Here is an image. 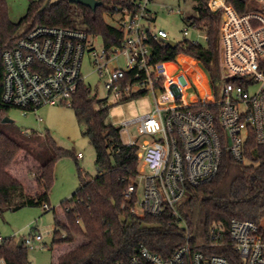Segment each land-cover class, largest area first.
<instances>
[{
	"label": "built area",
	"instance_id": "obj_1",
	"mask_svg": "<svg viewBox=\"0 0 264 264\" xmlns=\"http://www.w3.org/2000/svg\"><path fill=\"white\" fill-rule=\"evenodd\" d=\"M153 2L108 0L105 14L121 33L118 43L108 46L100 35L82 29L33 27L2 52V101L23 114H36L43 106L72 107L77 88L84 83L81 67L85 54L92 70L107 76L104 85L112 101L150 94V112L114 125L122 143L138 146V171L123 193L121 206L137 216H158L170 210L184 224L176 204L187 188L210 181L225 150L235 160L244 161V143L250 134L257 143H264V0H245L242 12L226 0L209 1L210 10L220 12V79L213 82L205 70L204 86L192 80L186 66L201 63L194 57L180 52L171 60L155 61L153 46L168 45V36L156 27V15L149 7ZM166 9L183 14L178 7ZM187 23L202 32V42L206 41V34L196 24L188 19ZM183 35H188V28ZM98 38L100 49L92 43ZM113 61L120 63L108 68ZM202 89L205 94L200 93ZM37 120L42 122L40 116ZM132 123H137L138 133L145 138L137 141L123 136ZM75 156L79 159L82 154ZM138 178L144 180L141 197ZM263 220L234 218L226 232L222 224L214 223L208 240L192 242L186 234L168 257L140 243L129 257L109 264H232L214 252L226 246L238 255L240 264H264ZM23 243L48 248L40 232L23 238ZM0 263L5 264L2 259Z\"/></svg>",
	"mask_w": 264,
	"mask_h": 264
},
{
	"label": "trees",
	"instance_id": "obj_2",
	"mask_svg": "<svg viewBox=\"0 0 264 264\" xmlns=\"http://www.w3.org/2000/svg\"><path fill=\"white\" fill-rule=\"evenodd\" d=\"M191 1L196 14L187 19L206 34V41L193 44L183 38L175 47L154 45L155 61L171 60L180 52L188 54L201 62L214 82L220 79V12L210 10V0ZM226 1L239 12L245 10V0ZM101 2L92 10L68 0H30L26 13L13 22L6 0H0V213L24 206H42L49 210L55 161L64 155L77 161L71 151L58 147L51 139L53 156L40 162L32 156L36 161L30 169L36 171L33 192L8 171L17 155L24 150L31 152L32 147L30 138L17 134L8 123L2 122L11 108L2 101V52L38 25L77 28L98 34L105 46L118 43L121 33L104 18L108 0ZM72 107L83 134L94 148L96 174L79 168L78 187L60 203L63 218H54L50 246L69 245V248L58 255L54 264H109L129 257L140 243L168 257L184 241L186 234L192 242H204L214 223L222 224L226 232L234 218L255 223L264 218V143H257L252 134L244 143V161L235 160L225 150L215 176L187 188L176 204L184 223L181 224L170 210L158 216H137L121 206L123 193L138 171V146L122 143L119 128L104 121L107 101L98 99L84 83L78 86ZM34 156L39 158L38 154ZM36 232L31 228L29 235ZM76 239H80L77 244ZM214 252L224 255L232 264H240L230 246L214 249ZM0 259L5 264H29L27 246L22 243L18 247L14 236L4 237L0 242Z\"/></svg>",
	"mask_w": 264,
	"mask_h": 264
},
{
	"label": "rangeland",
	"instance_id": "obj_3",
	"mask_svg": "<svg viewBox=\"0 0 264 264\" xmlns=\"http://www.w3.org/2000/svg\"><path fill=\"white\" fill-rule=\"evenodd\" d=\"M30 0H6L8 6V15L11 21L17 22L28 8ZM56 1V0H49ZM180 8L183 14L168 12L167 7ZM150 9L156 15V27L165 30L169 39L179 42L183 38L189 40L202 39V32L192 30L188 27L187 18L194 16L196 13L193 9L191 0H154L150 4ZM105 20L111 23L108 15H104ZM188 28V35H183V29ZM97 49H100L102 44L101 39L92 40ZM122 57H120L121 61ZM88 55L85 54L81 74L83 82L95 94L98 99H104L108 103L107 113L104 121L107 124L119 125L125 120L135 118L139 115L150 112L153 108L152 97L150 94L138 95L124 101H112V97L106 89L104 83L106 75H100L89 65ZM120 61L108 64V68L117 66ZM190 68L192 80L196 84L204 86L205 83V68L201 63H194L192 66L186 63ZM203 73V74H202ZM200 74V78L198 77ZM203 79V82H199ZM201 94H205L206 90L202 89ZM6 115L12 119L8 123V127L16 130L17 134H22L27 139H31V152L26 150L20 152L12 162L8 171L17 177H21L26 189H30L34 185L36 171L33 168L37 162L53 156V151L50 148L51 139L55 144L64 150L71 151L74 155L78 152L82 157L75 159L72 156L64 155L59 157L54 163V181L49 194V210H44L42 206H24L18 210H6L0 213V237L14 236L16 239L23 237L29 238L31 228H35L40 232L43 241L48 245V248H37L34 243L27 246V257L29 264H54L58 255L69 248V245L59 247H51L52 234L54 229V218L58 216L57 210L61 207L62 200L68 198L78 187V169L95 175L96 168L94 164L95 151L89 143L88 138L83 134L82 126L76 119L74 109L71 106H43L38 109L37 113L23 112L15 107H11ZM37 116L42 118V122L37 120ZM128 135L137 141L145 138V135L139 134L137 131V123H132L128 126V133L123 132L125 138ZM44 149L43 152L39 150ZM38 154L39 158L34 155ZM34 157V160L32 158ZM42 159V160H41ZM138 195L142 196V188L144 180L137 179ZM80 239H76L77 244Z\"/></svg>",
	"mask_w": 264,
	"mask_h": 264
},
{
	"label": "water",
	"instance_id": "obj_4",
	"mask_svg": "<svg viewBox=\"0 0 264 264\" xmlns=\"http://www.w3.org/2000/svg\"><path fill=\"white\" fill-rule=\"evenodd\" d=\"M68 1L71 3H79L82 5H85L89 8H91L92 10H94L97 6L101 5V3H102L100 0H68ZM166 43L172 47H175L177 45V42H175L174 40L169 39V38L166 39ZM2 122H12V119L6 115L2 118ZM22 243H23V237L18 238L17 239V246L18 247L22 246Z\"/></svg>",
	"mask_w": 264,
	"mask_h": 264
},
{
	"label": "crops",
	"instance_id": "obj_5",
	"mask_svg": "<svg viewBox=\"0 0 264 264\" xmlns=\"http://www.w3.org/2000/svg\"><path fill=\"white\" fill-rule=\"evenodd\" d=\"M12 174V173H11ZM14 177H16L17 179H19L21 182H23L22 181V179H21V177H17L16 175H14V174H12ZM24 183V182H23ZM25 186V185H24ZM31 192H33L34 191V189H33V187H31L30 189H29ZM57 214H58V218L59 219H62L63 218V212H62V208L61 207H59L58 208V210H57Z\"/></svg>",
	"mask_w": 264,
	"mask_h": 264
}]
</instances>
